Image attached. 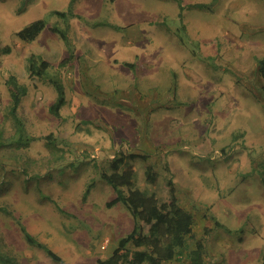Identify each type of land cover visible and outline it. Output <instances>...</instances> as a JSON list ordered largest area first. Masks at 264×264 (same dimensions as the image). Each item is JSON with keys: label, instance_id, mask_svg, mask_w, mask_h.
Instances as JSON below:
<instances>
[{"label": "rangeland", "instance_id": "1", "mask_svg": "<svg viewBox=\"0 0 264 264\" xmlns=\"http://www.w3.org/2000/svg\"><path fill=\"white\" fill-rule=\"evenodd\" d=\"M70 2L0 0V250L12 264L109 258L135 220L107 206L117 195L103 175L131 168L133 188L160 202L172 179L194 216L187 249L165 264L189 263L197 241L205 264H263L264 0ZM37 20L46 27L21 40ZM32 56L50 64L41 77ZM11 76L28 90L18 124Z\"/></svg>", "mask_w": 264, "mask_h": 264}, {"label": "trees", "instance_id": "2", "mask_svg": "<svg viewBox=\"0 0 264 264\" xmlns=\"http://www.w3.org/2000/svg\"><path fill=\"white\" fill-rule=\"evenodd\" d=\"M73 2L75 0H71L70 3ZM189 8L205 9L207 5L198 3L189 6ZM57 14L63 18L67 17V14L63 12H57ZM45 27L44 20H37L20 30L18 37L23 41L34 40ZM52 31L58 33L63 40H69L67 30L53 27ZM6 51L9 52L10 49H6ZM49 67V62L42 60L40 57L32 56L29 59L31 77L43 76ZM52 83L55 85L58 97L51 105L50 111L58 116L66 99L63 86L55 81H52ZM7 84L11 97L9 113L15 124H18L21 121L18 109L28 90L25 85L19 83L15 76H11ZM117 166L119 167L118 164ZM103 177L113 186L117 195L112 201L108 202L107 206L111 208L119 203L124 204L131 212L135 220V226L130 234L119 241L118 247L109 258L99 259L96 264H165L175 260L185 252L189 239L194 236L195 219L190 211L180 206L172 179L170 180V199L160 202L155 195H148L140 189L133 188L135 175L131 168L122 172L116 171L112 174H104ZM124 187L129 189L128 194H125ZM89 191L90 189L87 190L86 195L89 194ZM142 223L151 224L148 234L144 233ZM21 230L30 245L44 250L53 260H60V257L52 249L38 241L24 227ZM130 243L135 244L139 250L133 253L127 250ZM204 254L205 245L203 241H197L196 248L191 251L189 256V263L184 264H205ZM12 262L13 259L0 250V264H12Z\"/></svg>", "mask_w": 264, "mask_h": 264}]
</instances>
